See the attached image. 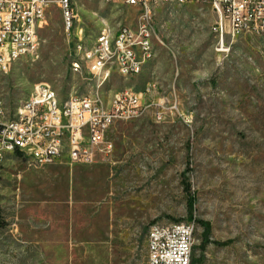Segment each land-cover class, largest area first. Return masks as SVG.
Returning <instances> with one entry per match:
<instances>
[{
	"label": "rangeland",
	"instance_id": "rangeland-1",
	"mask_svg": "<svg viewBox=\"0 0 264 264\" xmlns=\"http://www.w3.org/2000/svg\"><path fill=\"white\" fill-rule=\"evenodd\" d=\"M73 3L87 45L104 23L117 31L138 18L121 2ZM157 17L155 58L131 78L112 71L102 90L109 100L150 89L144 116L111 130L110 160L0 161V264H147L150 228L174 223H195L200 264H264V37L233 35L224 23L222 46L209 6L164 8ZM72 35L52 5L38 53L0 75L6 118L41 84L61 102L88 95L89 77L71 71Z\"/></svg>",
	"mask_w": 264,
	"mask_h": 264
},
{
	"label": "built area",
	"instance_id": "built-area-1",
	"mask_svg": "<svg viewBox=\"0 0 264 264\" xmlns=\"http://www.w3.org/2000/svg\"><path fill=\"white\" fill-rule=\"evenodd\" d=\"M121 2L138 9L135 24L120 26L117 31L104 23L101 40L87 45L80 16L71 6V0H0V69H7L16 54H23L33 47L28 39L39 35L47 22L52 5L60 10L67 32L73 31L70 52L71 71L75 75L93 76L102 60L119 58V65L112 71L137 75L136 44L131 43L135 25L152 27L161 9L188 5L209 6L220 22L214 32L223 46L225 25L232 34L264 36V0H106ZM144 53L151 59V50L145 46ZM158 40V38H157ZM150 93L128 94L118 92L108 100V108L100 109L98 95H73L66 102L51 99L47 84L36 87V94L24 108L22 124L6 118L0 102V161L6 154H16L38 167L61 164L66 159L71 165H94L100 158L110 160L115 144L110 139L111 130L119 123L136 120L149 107L144 96ZM162 111L155 113L156 121L163 119ZM195 223L155 224L147 235V264H192L195 246Z\"/></svg>",
	"mask_w": 264,
	"mask_h": 264
},
{
	"label": "bare ground",
	"instance_id": "bare-ground-1",
	"mask_svg": "<svg viewBox=\"0 0 264 264\" xmlns=\"http://www.w3.org/2000/svg\"><path fill=\"white\" fill-rule=\"evenodd\" d=\"M71 6L76 11L73 0H71ZM157 18L158 17H156L154 21V31L155 32H156L155 25H156ZM143 35H146L145 46L147 47L148 50H151V59H147V56H145L144 44H141L143 42ZM96 40H101V36L98 37ZM156 40L157 38L153 36L152 27L143 28V25H135V33H134V36H131V43L136 44L137 63H138L137 75L142 73L143 67L147 62L155 58ZM39 45L40 43H39L38 35H35V38H29L28 46H38V47H33V48L28 49L26 51V57L36 55L38 53ZM20 58H23V54H16L15 59H12V62L9 64V70L11 69V66ZM115 65H119V58H111L107 60H102L100 64L96 66L93 76L89 77V81L92 84V89L86 96H92L93 93H96V95H98L100 109L108 108V100H105L101 94H102V90L105 88L106 84L110 81V78H111V76L110 78H106V74L111 68H114ZM7 73H8L7 69H0V75L1 74L5 75ZM119 74L125 78L132 77V76H127V73H119ZM47 92L51 94V99L60 100L57 92L50 85H47ZM123 92H127L128 94H137L133 91H123ZM34 94H36V90L31 95V97H34ZM30 98L26 100L25 102H23L20 108V111L18 112L15 118V124H22V117L24 116V108H28Z\"/></svg>",
	"mask_w": 264,
	"mask_h": 264
},
{
	"label": "trees",
	"instance_id": "trees-1",
	"mask_svg": "<svg viewBox=\"0 0 264 264\" xmlns=\"http://www.w3.org/2000/svg\"><path fill=\"white\" fill-rule=\"evenodd\" d=\"M185 189H186V191L188 192V194H189V196H190V205H189V207H190V211L192 212V209H193V207H194V198H193V194H192V192H191V189H190V186L187 184V186L185 187ZM204 228H205V231L207 232L208 231V228L206 227V225L205 224H201ZM201 263V261H199V260H195V259H193L192 260V264H200Z\"/></svg>",
	"mask_w": 264,
	"mask_h": 264
}]
</instances>
